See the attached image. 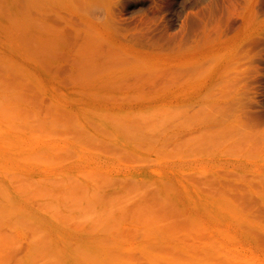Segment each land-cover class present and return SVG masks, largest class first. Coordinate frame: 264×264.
I'll return each mask as SVG.
<instances>
[{"label":"rangeland","instance_id":"obj_1","mask_svg":"<svg viewBox=\"0 0 264 264\" xmlns=\"http://www.w3.org/2000/svg\"><path fill=\"white\" fill-rule=\"evenodd\" d=\"M230 125L264 131V0H0V264H264Z\"/></svg>","mask_w":264,"mask_h":264},{"label":"bare ground","instance_id":"obj_2","mask_svg":"<svg viewBox=\"0 0 264 264\" xmlns=\"http://www.w3.org/2000/svg\"><path fill=\"white\" fill-rule=\"evenodd\" d=\"M193 115L195 117L199 116V118H202L205 120H209L210 119L209 116H211L210 113L206 111L205 109H201ZM243 127L239 125H230V126H226L225 128H221L219 131L229 130L232 133V136L240 133L239 135L235 136L228 142L231 144L238 143L242 146V149L243 147H247L248 149H259V148L264 149V131H261L259 129H256V130L252 129L250 132H245V131H241V130H246V126L243 125ZM203 129L206 130V128H203ZM204 134L210 135L211 132L206 130ZM239 154L243 155L245 154V152L242 151V152H239ZM3 209L7 212L6 208H3Z\"/></svg>","mask_w":264,"mask_h":264}]
</instances>
